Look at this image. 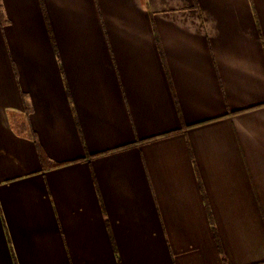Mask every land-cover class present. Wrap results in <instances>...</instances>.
<instances>
[{"label": "crops", "instance_id": "crops-1", "mask_svg": "<svg viewBox=\"0 0 264 264\" xmlns=\"http://www.w3.org/2000/svg\"><path fill=\"white\" fill-rule=\"evenodd\" d=\"M0 4V264H264V0Z\"/></svg>", "mask_w": 264, "mask_h": 264}, {"label": "trees", "instance_id": "trees-1", "mask_svg": "<svg viewBox=\"0 0 264 264\" xmlns=\"http://www.w3.org/2000/svg\"><path fill=\"white\" fill-rule=\"evenodd\" d=\"M2 16H3V13H2V7H1V4H0V18H2ZM59 166H60V165H50V166L47 167V168L50 169V168H56V167H59ZM47 168H46V169H47ZM212 229H213V233H214L215 239H216V241H217L218 247H219L220 252H221V254H222L223 261H224V263H226V259H225L224 254H223V249H222V246H221V244H220V242H219L218 233H217V230H216L215 225L213 224V222H212Z\"/></svg>", "mask_w": 264, "mask_h": 264}]
</instances>
